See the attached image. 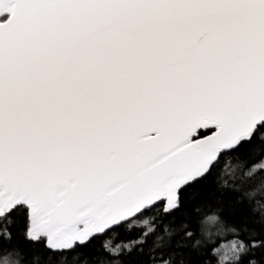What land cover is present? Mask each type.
I'll list each match as a JSON object with an SVG mask.
<instances>
[{"label": "snow or ice", "instance_id": "snow-or-ice-1", "mask_svg": "<svg viewBox=\"0 0 264 264\" xmlns=\"http://www.w3.org/2000/svg\"><path fill=\"white\" fill-rule=\"evenodd\" d=\"M0 264H264V0H0Z\"/></svg>", "mask_w": 264, "mask_h": 264}]
</instances>
